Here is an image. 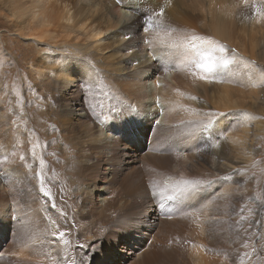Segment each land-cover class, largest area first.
I'll return each instance as SVG.
<instances>
[{
  "label": "bare ground",
  "instance_id": "6f19581e",
  "mask_svg": "<svg viewBox=\"0 0 264 264\" xmlns=\"http://www.w3.org/2000/svg\"><path fill=\"white\" fill-rule=\"evenodd\" d=\"M169 3L173 8L187 5L185 0H0V15L9 19L7 30L15 33L9 38L13 42L4 45L10 48L4 51L8 60L0 54V71L5 62L14 65L17 55L12 46H21L27 64L24 78L29 82L26 101L35 112L51 99L56 125L65 135L79 126L81 135L73 147L84 182L73 197V202L80 199L71 214L98 231L96 238L84 240L73 230L67 243L65 236L57 237L61 211L40 195L28 169L24 172L7 161L18 147L17 138L24 136L19 126L10 127L0 133V168L10 170H0V234L6 240L0 264H264V230L255 229L257 220L264 225V212H254L258 194L264 191V183L257 186L264 139L240 134L230 83L215 105L205 100L206 85L197 87L200 94L187 107L174 98L186 90L183 78L191 75L181 72L187 59L179 60V74L174 66L183 45L180 38L196 35L202 42L199 52L212 53L227 44L228 34L223 27L217 30L211 15L207 17L204 10L211 12L209 5L191 0L194 11L181 17ZM130 6L135 9L129 13ZM237 6L242 3L231 16ZM208 33L212 45L205 42ZM233 47L231 40L224 59L231 61ZM191 53L197 55V50ZM189 62L185 70L196 72L194 61ZM168 64L170 70L161 67ZM233 75L237 70L230 63L207 80ZM0 82L5 85L1 74ZM6 85L10 92L12 83ZM98 89L95 101L93 92ZM101 92L106 96L104 107ZM186 93L189 100L191 92ZM210 119L216 123L205 128ZM125 123H134L130 131L138 130L133 135L142 133L149 140L143 148L142 139L137 145L129 143ZM243 138L248 149L253 142L257 147L252 150L247 185L240 190ZM38 154L49 160L45 150L29 161ZM53 174L42 170L47 182ZM183 180L203 184L192 194H181L176 189L183 187ZM100 187L102 197L95 194ZM247 194L253 201L246 203L241 216L240 203ZM50 209L56 210L54 216ZM196 217L199 228L190 220ZM215 241L217 259L209 256Z\"/></svg>",
  "mask_w": 264,
  "mask_h": 264
},
{
  "label": "rangeland",
  "instance_id": "374dc122",
  "mask_svg": "<svg viewBox=\"0 0 264 264\" xmlns=\"http://www.w3.org/2000/svg\"><path fill=\"white\" fill-rule=\"evenodd\" d=\"M185 1L187 2L185 7L178 5L176 8H173L172 3H169V6L171 7L172 11L177 9L180 16L184 17L189 13V11H194L193 6L190 5L191 0ZM198 2H202L207 6L209 5L211 12L206 10L204 11L208 18L211 15L215 20L217 30L220 27H223L226 30L228 39L224 41L227 43L223 44L224 47L228 49V45L230 44L231 40L236 44V48L233 47L231 54V64L235 66L237 75H233L228 79H215L208 81L207 79H200V76L203 75V73H201L198 69H196V72L192 71V73L185 70V68H187V64L190 63L189 59L192 61L199 59L198 55L192 54L191 52L200 49L202 47V42L200 41L201 39L193 40V37H198L196 35L185 36L184 38L181 37L179 41H183V45L179 49L178 55L174 56V58L177 60L174 66L179 74V60L183 62L182 60L187 59L188 62H183V70H181V72H185V75L187 73L191 75L190 78H187V76L183 78V83L185 84L186 90H180L175 94L174 98L177 101H182L187 107L191 100H197L200 94L197 87H203L206 85L207 88L205 90V100L209 104L215 105L218 102V96L223 93V89L226 88L230 83L234 87V95H230L232 96V99L234 98L237 101V107L234 111L237 113L236 117L238 116L240 134L243 136L245 133H247L257 141H259L260 137L264 139V0H246V2L245 0H198ZM239 2L242 3V7L237 6L238 8L236 14L231 16ZM132 8L135 9L134 6H130L128 12L131 11ZM257 9L260 10L261 14H257ZM4 16V14L0 15V54L1 58H3L5 61V59L8 60L9 56H7L8 54L6 55L4 51L8 52L10 48H5L4 45L6 42L8 45L13 42L9 38L14 37L15 33L13 31L7 30L6 25L10 21L6 16ZM177 18L181 21L179 17ZM209 31L210 22L207 27V32ZM1 36H3V38H1ZM208 36L209 37H205V41L212 38L209 33ZM19 42L22 44L25 43L21 40H19ZM193 44L195 45V48L193 47ZM230 48L232 49V47ZM12 49L13 53H16L17 55V57L12 56L15 58L14 65L5 62L6 64L4 71H0L2 72L0 73L1 77L5 82V85H2L0 82V133H3L10 127L19 126L24 132V136H21L16 140V145L18 146L16 149L18 152L21 151V153H18L15 149L16 151L14 150L12 154H10L7 161L13 166L22 168V170L24 169V172H26L28 169L32 174V176L29 174L30 178L36 184L37 190L39 189L40 195L52 200V203H54L56 206V210L61 211V218L58 222L60 230L59 232L62 230L65 232V237L63 236V239H65L66 242L70 241V234L73 230L79 231L84 240L88 239V236L91 238H96L98 231L94 227H88V225H84L82 221L76 217V215L71 214V211L77 209L80 199V196H78L77 200L73 202V197L78 195V190L84 182L80 172L78 158L75 156V150L73 147V144H75V142L78 140V137L81 135L79 126L74 128L73 132L66 135L63 131L59 130L56 125L55 116L52 112L53 103L51 99H47L44 103V106H42V104L37 106V110L34 112L31 105L25 99L27 90L25 88L29 85V82L24 78L27 65L25 62L26 59L21 52V46H12ZM171 51L172 47L169 48L168 52L170 53ZM225 53L226 52L220 53L218 49L213 50L212 52V54L218 60L219 58L224 57ZM170 54L173 55L172 52ZM157 59L161 61V59ZM161 62L164 64L163 61ZM167 66H169V68H166ZM161 67L167 70L171 69L170 64ZM190 69L192 70V68ZM151 77L153 78V74L150 75V78ZM191 77L193 80H191ZM235 78L236 84L233 83ZM11 83L12 90L10 89V92H8L7 90L9 87L6 84L9 85ZM35 87L36 86H33L31 83L29 89L33 90L32 88ZM195 90L198 91V95L193 94ZM184 91L187 92L186 94H190L191 92V98H189V100H185ZM97 95H99V89L98 92H93L95 101H97ZM13 97L16 99H12ZM192 97H195V99H192ZM32 102H35L36 105L37 99L36 101ZM100 102L101 106L104 107L106 103V96L102 92ZM172 109L175 112H178L177 109ZM145 116L153 118V115H150L149 113H145ZM201 117L202 116L199 118ZM141 126L139 128H141ZM132 127H135L134 123H125L124 129H128L130 131ZM136 128L130 131L131 136H129V143L137 145L139 144L138 140L142 139V146L140 145V147L143 148L145 141L148 143L149 140H146L147 138H145L142 133L133 135V133H136L138 130ZM26 135L27 143H25ZM74 135H76V138L71 140V137ZM67 136L69 140L66 139ZM243 139L244 140H242L240 144V157L244 160L242 161L244 163L240 164L241 169L238 171L240 176H242V180L239 184L240 190H242L244 186L247 185V172L251 166V161L253 158L252 150L256 149L257 147V143L253 142V145L250 147V149H248V147H246L247 143L245 142V138ZM0 146H2L1 143ZM45 150L49 158L48 161H43V157H39V154L34 160L31 162L29 161L30 156H35V154L39 152L41 155L45 152ZM260 152L261 160L258 162L257 172V178L259 179L257 186L259 187L264 183V149ZM0 155L2 156V154ZM21 157H23V159H21ZM0 161L3 162V159H0ZM2 167L0 168L1 171H6L5 167L8 169V171H10L8 166ZM43 169L46 172L52 171L55 173L48 182L47 178L42 175ZM33 172L37 174L35 175ZM99 183L100 182H97V184ZM0 184H3V182H0ZM40 189H43V191ZM102 191L103 188L100 187V189L96 191L95 194L99 195V197H102ZM11 194L12 192H9V195ZM40 195L38 194L40 201L45 205L44 198ZM250 197L255 198L253 194H251ZM258 197L257 204H255L256 207L254 206L255 211H253L255 214L260 215L264 212V191L258 194ZM35 200L37 201V199ZM50 200L47 201L49 205L51 204ZM252 201L253 200L249 198L247 194L245 196V201L243 200L240 203L239 214H241V216L246 212V203ZM2 208L3 207L0 206V210ZM50 211L51 215L54 216L55 211H52L51 209ZM43 214L45 218L44 221L46 222L47 218L45 216L44 210ZM167 218L169 217L167 216ZM190 220L192 224L199 228L200 221L198 220V217L190 218ZM10 221L12 223L14 218H10ZM248 224L252 226L251 221H249ZM263 226V223H259V220H257L255 225L257 233H260L262 229L264 230ZM199 231L203 235V228L200 227ZM148 234H150V232ZM56 235L59 237V233ZM137 237L138 235H135L133 239ZM5 243V238L0 234V249ZM212 248L213 249L209 256L211 258L217 259V241L212 244ZM71 262H74V256H72Z\"/></svg>",
  "mask_w": 264,
  "mask_h": 264
},
{
  "label": "snow or ice",
  "instance_id": "6c2138e0",
  "mask_svg": "<svg viewBox=\"0 0 264 264\" xmlns=\"http://www.w3.org/2000/svg\"><path fill=\"white\" fill-rule=\"evenodd\" d=\"M246 2V0H245ZM163 11L161 10V13L158 15H162ZM257 14H261L260 10L257 9ZM149 27H152V21L149 20ZM201 39L200 37H193V40ZM209 45L214 44V41L207 40L205 41ZM193 47L195 48V45L193 44ZM218 51L220 53H224L227 51V49L224 46H219ZM197 55L199 57L198 60L194 61L196 69H198L203 75L200 76V79H207L208 76L214 75L217 71L218 68L220 67H227L231 61L224 59L223 57L219 58V60L212 54L208 52H199L197 50ZM195 74V73H194ZM192 99H195V97H192ZM213 116H226V115H231V114H225V113H214L212 114ZM214 119H210L207 123L204 124L205 128H211L215 124ZM23 159V157H21ZM203 181L196 180V181H189V180H183L180 181V185H182V188H177L176 190L179 191L181 194H192L197 190V187L202 185ZM176 188V186H173ZM47 195V193H46ZM64 233L60 232L59 237L63 238ZM65 243H67L65 241Z\"/></svg>",
  "mask_w": 264,
  "mask_h": 264
}]
</instances>
